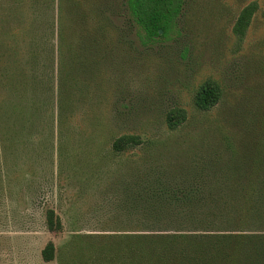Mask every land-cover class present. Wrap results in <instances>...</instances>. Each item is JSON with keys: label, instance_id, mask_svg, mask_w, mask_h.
Listing matches in <instances>:
<instances>
[{"label": "trees", "instance_id": "1", "mask_svg": "<svg viewBox=\"0 0 264 264\" xmlns=\"http://www.w3.org/2000/svg\"><path fill=\"white\" fill-rule=\"evenodd\" d=\"M184 1L124 0L125 29L134 30L131 48H149L180 36ZM111 3L114 0H0L4 177L13 162L35 157L30 147L47 137L57 142L62 160L68 136L81 129L85 106L97 104L92 93L100 68L115 45L113 38L116 42L118 33L121 42L125 38L123 28L108 15ZM257 10L253 4L240 14L235 33L241 38ZM222 95L221 87L208 81L198 90L195 106L208 113ZM92 117L90 125L103 129V118ZM188 121L186 111L175 109L167 114L165 125L176 132ZM257 124L251 126L247 143L238 133L219 127L221 146L204 166L189 161L185 150L190 148L166 145L174 151L167 152L183 162L158 164L149 152L156 142L134 133L115 138L110 151L135 159L125 166L133 181L126 200L108 221H126L129 227L73 230L59 255L60 264H264V124ZM94 160L99 176L118 174H104L101 158ZM44 220L50 233L65 229L52 208L46 209ZM55 258V244L49 242L42 259L49 263Z\"/></svg>", "mask_w": 264, "mask_h": 264}, {"label": "rangeland", "instance_id": "2", "mask_svg": "<svg viewBox=\"0 0 264 264\" xmlns=\"http://www.w3.org/2000/svg\"><path fill=\"white\" fill-rule=\"evenodd\" d=\"M253 4L258 10L241 38L235 26L242 11ZM108 15L123 28L125 38L121 42L118 33L117 44L113 38L115 45L92 93L97 104L93 109L85 106L81 129L68 136L62 160L57 142L47 137L30 147L35 157L8 167V177L0 166V264H60L59 255L73 230L129 227L126 221H108L126 200L133 181L125 166L135 159L110 151L115 138L134 133L156 142L149 152L158 164L183 162L166 145L190 148L185 150L189 161L204 166L221 146L219 127L231 135L238 133L247 143L251 126L264 124V0H185L178 20L180 36L135 51L130 46L134 30L125 29L124 0H114ZM208 81L217 83L223 95L216 108L202 113L195 96ZM175 109L186 111L189 121L171 132L165 118ZM93 115L103 118V129L90 125ZM97 155L106 167L104 174L109 170L118 174L99 176ZM47 208L61 217L62 233L47 231ZM49 242L55 244L56 258L46 263L42 251Z\"/></svg>", "mask_w": 264, "mask_h": 264}]
</instances>
